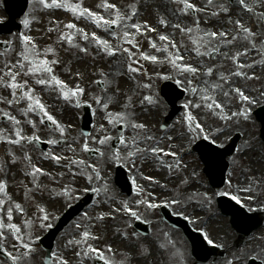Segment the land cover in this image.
I'll use <instances>...</instances> for the list:
<instances>
[{
  "label": "rangeland",
  "instance_id": "374dc122",
  "mask_svg": "<svg viewBox=\"0 0 264 264\" xmlns=\"http://www.w3.org/2000/svg\"><path fill=\"white\" fill-rule=\"evenodd\" d=\"M36 1L37 0H32L31 10L29 8V11H27V13H26L27 15L25 14L26 16L20 20V23L23 25V28H24V31L22 33H23V35H29L32 37L33 42L37 46H39L38 50L41 53H43L46 49L51 48L53 50V52L55 53L54 55L52 54L53 56H58L60 58L62 57L64 59L62 61V64L65 66V69L63 72L65 74H67V77L64 78L65 83L67 85H70V86H71V84L72 85L74 84L76 86L75 83L78 84V83L86 81V83L89 84L90 83L89 80H93L96 77L102 76L103 74H100L99 72H97L94 76H92L91 72H89V68H92L94 65V62L93 61L89 62V60H92L93 57H99L100 56L97 54V51L99 52V48L97 47V45L91 44L90 41H88V40L86 41V40L82 39L81 33L73 32L72 34L75 37L76 44L79 45V48H86L87 53L79 51V48H77V47L67 46L65 41L60 39V37H61V33L59 30L60 28L56 25L55 21L53 20L54 15H53L52 8L47 9L44 7L43 4L41 7H38V6L35 7L34 2L36 3ZM85 1L86 0H59V2L63 3V4H64V2L74 3L76 5L79 4V7H82L83 2H85ZM139 1L140 2L137 4V0H122V2H119L118 0H110V2H111L110 4H112V5L114 4L115 6H117L120 13L122 15L126 16L128 9L131 7L135 8L136 10H137V7L138 8L146 7L148 0H139ZM200 1H202V0H200ZM45 2L51 3V0H45ZM86 5H88V4H86ZM180 6H181V3H178V4L168 3L167 4V7L172 12L173 17L176 18L179 22H183L182 19L178 16ZM91 9H93L92 10L93 12L104 17L105 19L111 20V19L115 18V9H109V10L104 11L103 6L96 7L95 10L92 7H91ZM262 11L264 12V7H263ZM215 12L217 13V11H215ZM30 14H32V15H30ZM142 16H143L142 13H139V15H138L139 19L137 20V22H139L140 25H145V24L140 23ZM204 16L206 17V19L204 20L203 16H202L200 18V21H199V27L202 30L211 31L213 29L212 31H217V32L221 31V30H226V31H229V33H230L235 29V26H233V25L229 26L228 25L229 21H225L224 19H222V21L221 22L219 21V22L223 26H217L215 24L216 20L218 19L217 17L208 16V15H204ZM222 16H224V15H222ZM25 18H28L30 21L29 26L27 28H25V26L23 24V21L25 20ZM80 18H81V16H79L78 13L76 15H74L72 17L73 23L75 22V24H78L79 22H81V21H78V20H80ZM184 19H185L186 23L189 21L186 16H184ZM201 19H203V20H201ZM232 19L236 20L235 18H232ZM46 23H48L50 25V28H51L50 32H48L46 29L47 28ZM127 23L131 24V22H128V21H127ZM146 24L148 26H152L154 28L159 29L160 34L170 36V34H168L166 32L167 29H164L163 31L161 29V27L164 28L165 26H163V25L160 26L156 20L150 21V23H146ZM88 25H89V29L91 30L90 21L84 23V27H87ZM128 30L130 32H132L134 29H128ZM85 33H88V30H85ZM115 33H117L118 36L120 37L118 40H122V36L119 34V29L115 30ZM37 35H39V37H36ZM193 35H195V34H193ZM112 37L115 40V42L112 44V46L114 48L117 45H120L121 47H129L128 45H125V43H123V42H116L117 38L114 36H112ZM112 37L110 38V41H111ZM187 37H188L187 35L182 36V34L179 36L178 32L174 35V38L176 40L175 42L178 43V47L180 46L181 43H183L182 39L187 38ZM11 40H13V39H11ZM43 41H49V43H48L49 45H46V44L44 45ZM150 41L155 42L158 47L163 46V44H164V42L159 41L158 37L155 39H150L149 42ZM143 42L144 41L138 42V45L140 48V50L138 49L139 52H143V53H146L148 55H155L154 54V52H155V53H159L162 57H164L166 54L169 55V53L157 52L155 49H153V52H150L148 50V46H150V43L148 42V45L144 46ZM16 43L17 42L15 41V47H16ZM255 43H256L257 47H259V48L264 47V45L263 44L260 45L259 42L258 43L255 42ZM241 45H243L244 49L239 48ZM187 48L189 50L188 58L184 55V49L181 48V54H182L183 58L186 60L184 62V64H191L192 66L197 67L199 69V71L202 68L207 69V67H212L214 69V74L211 77L200 76L199 80H197V79L193 80L194 84L202 86L201 81L203 79H208L212 82H220L218 79L220 72H223L224 75L229 78L230 84H225V90H228L229 87H231L233 89L232 98L230 100L225 99L222 92L212 93V95L215 97V99L218 102L223 103L224 110H225L226 114H230L233 111H238L240 108L245 107V106H247L249 108V111H250L257 104V103H255L252 105H245L243 102H241L237 98V96L235 95L234 89H236V88H240L241 90L244 91V93L246 95L256 98L257 100L260 101V104L264 103V96L261 95V93L264 92V89H261L262 88V76L263 75H262V72L260 71V69L262 67H264V64L259 66L258 69H255V75L258 77L255 80V82H252L249 85L245 84L244 86H242V85L240 86L239 77H235V76H232L230 74L231 72L234 71V70L230 71L231 70L230 68H232V64L230 63L231 60L228 58H225V56L223 55L224 53H227L228 56H230L231 53L235 54L237 51H244L246 48H250V44H248L245 40H243V41L238 40L233 45L221 47L220 53H216L212 58H210L207 55L197 56L196 52L193 50L195 48V45H193L192 43L187 44ZM13 49H14V46H13ZM132 51L134 53H137V51L135 52L134 48L132 49ZM170 51H172V50L170 49ZM201 51H206V49H201ZM1 52L2 51H0V53ZM15 52H16V50H14V53L4 52L1 54L0 68L3 67L5 61H8L9 63H15L18 59H20L19 54H16ZM50 53H52V52H50ZM50 53H48V55L46 57L47 59L50 58ZM156 56L159 57L158 55H156ZM241 57L242 58L240 61H243L245 59V57L244 56H241ZM42 58H44V57H42ZM105 58L106 59H104V60H99V63L102 62L104 64L107 60L111 61L112 59L117 58L116 61H112L113 63H115V67H118L119 69H121L123 67V64L125 67L126 73L125 72L122 73V78L125 81L127 80L129 82V84L120 79V81H122L123 83L121 86L117 85V83H118L117 78L114 77L113 80L108 83L109 85L111 84V86L107 87L110 92H113V94L111 93L110 96H112L114 101H115V107H111V108H116V113H121V112L126 111V109L124 108V105H126L127 103L125 102V100L122 102L121 106L124 110L118 108L117 107L118 103H121V101L117 97V94L116 93L114 94V92H116V90L119 88H122L123 91H126L127 87H130L132 85L131 76L133 75V73H130L128 71L127 65L129 63V61L127 60L125 55H121L120 53H117V55L115 57L106 56ZM257 58L262 59V58H264V56L258 54V52H257ZM135 59L139 60V63L134 64L133 65L134 67H140L141 68V66H146L147 61L142 60V59L140 60L138 54L135 56ZM76 64L80 65L82 67V69L77 68ZM95 67H100V66H98L97 63H95ZM109 67L111 68V66H109ZM69 68L79 69V71L76 70L77 72H74L73 70H71L72 76L70 78V76L68 75L71 72V71L69 72ZM166 68L169 69V73H171V76L173 77V79H175V80L178 79V77L174 75V73H176V72L175 71L173 72L172 66L169 63L163 65V67H161V69L159 71L161 73H163V71ZM53 70H54V74L56 76L61 75L62 79H63V75H62V73H60L58 71V69L53 68ZM102 71L103 70H101L100 72H102ZM156 72H157V70H156ZM0 76H3L2 72H0ZM3 78H7V76H4ZM23 78H24V80L26 79L25 77H23ZM188 78H191V77H187V78L183 77V76L181 77V80L184 81V84L181 87L186 88L188 86L187 85V79ZM19 79H21V76L18 77V80ZM28 82H29V86L33 87L34 80L31 77L29 78ZM220 83H222V82H220ZM8 90L11 92L10 89L0 87V95H3L6 98L9 97V91ZM105 90H106L105 88H104V90H100L97 87V88L93 89L92 91H88V94H90V96H93V97L94 96H100V94L104 93ZM129 91H132V89H130ZM143 92L144 91L142 90V91H139L138 93H143ZM36 93H38L39 95H41L43 97L52 96V99H51V101H49V103H53L52 108L54 110V113H50V114H52L57 121H59L63 126H65L68 129L67 134H66V139H67L68 143L67 144L61 143V148L59 150L54 151L51 148L50 149L51 153L56 154V155H62L64 157H69V156L74 157L76 155V156H78L79 160H83L85 157V152L82 153V150L80 148L82 147V145L84 143V138H82V136H80L82 134L78 133V129L80 128V125H81L80 124L81 119H79V118H81L82 114H83L82 105H81V107L77 108L74 106L73 102H68V101L63 100L62 98H58L59 90L55 89L54 86L43 87L39 91L36 90ZM88 94L86 95L87 100H89ZM120 95L126 96L127 94L121 93ZM102 97L104 98V96H102ZM131 99H134V97L131 96ZM73 100H75V98H73ZM189 101L200 102V98H197V96L190 95L187 92L186 99L180 103V105L182 106V111L184 109L183 105ZM86 105H90V103L86 104ZM26 106H27L26 101H21L20 104H18V105H7V106L0 105V131H2L6 136L14 137L15 129L12 126L11 122L6 120L3 117L4 111H7L12 115H15L16 118L21 121V127H23V126L28 127V130L32 131L33 128L31 127L30 124L27 123V120H29L30 115L35 116L36 113H30L28 117L21 115L20 109L25 108ZM136 107L137 106H135L133 108L128 107L127 111L133 115L135 121H142L143 119L138 118L139 112L136 111ZM46 108L49 112L52 110V108L49 106H47ZM91 108L93 109V113H95L98 109L94 105H91ZM53 110H52V112H53ZM111 110L113 112H115L114 109H111ZM65 111H66V114H63V112L65 113ZM182 111L179 115V122H180L181 127L184 129H185V122H186V120L184 119L185 113L188 111H191L193 116L197 120L199 119L200 124L202 125V127L206 131L211 130L213 127H220L223 130H226L227 134L239 132L246 139V142H245L246 148H251L252 142L255 143L256 147H258L257 150L260 153H258V155L255 157L248 158V159L242 158V157L241 158H238V157L235 158L237 161H236V163H235V160L232 162V167L230 169L228 184H227L226 188L223 190L224 192L231 194V195H237V193H239L240 194L239 196H241L244 199L246 198V200H248L247 198H249V193L251 191L242 190V189H246V188H240L239 187V184L241 182V178L243 176H242V174H239V178L238 177L236 178V176H237V172L239 171V168H240L239 166H242L244 164V167H246L247 162L249 164V168L247 167L249 173L247 172V174L244 177H247L249 175L251 177L258 178V177L264 175V148L262 147V143L259 140V134H258L259 127H258V125L254 121H248L247 122V121L243 120L242 118L239 120V122L234 121L230 124H226L225 121H223L219 118V114H216V113H214V112H212V111H210L204 107H202L200 109L192 107L190 109L184 110L183 112ZM155 112L159 115H162V117H164L165 115H167L168 109L165 106H161V108H158ZM103 114H104V112H103ZM142 117L145 118V116H142ZM2 119L5 120V122H2L1 121ZM35 120L36 121L38 120L37 116L35 117ZM79 120H80V123H79ZM147 122L148 121H146L145 123H147ZM78 124H79V126H78ZM101 124H103L105 129H107V133H106L107 135L112 136V137L117 136V127L118 126L114 127L113 125H110L107 120L105 122L104 119L102 117H99L97 114L93 119L92 130L90 133L92 136L99 138L100 136L105 134V133H102L99 131V127ZM37 129L40 130V135H43V139H45V140L52 138V137L59 139L58 133H56V132H53L52 134H46V132L43 131L38 126V124H37ZM28 130H26V132H23V134L26 136H30V134H28ZM123 132H124V130H123ZM124 135H125L126 139H128L131 136H133L134 133H133L131 128H127L124 132ZM206 135H208V134H206ZM162 136H163V134H162ZM208 136L210 137L211 135H208ZM114 140L115 139H113L112 142ZM112 142L109 145L100 146L99 144H93L91 141H89L90 147H99L101 149V151H103L105 153V155L102 157V159L97 162V164L103 170L112 166L113 163H115L113 160L109 159L110 155L113 152L110 148L112 145ZM69 145L71 147H75L76 145H78V149H76L75 154H73L71 151L68 150ZM0 147H1L0 151L2 154V156H0L1 157L0 164H3L4 170L9 169V172H10L6 178V172L3 173L4 170L0 171V181H4L6 183L5 192L0 193V199L5 201L3 207L0 208V221H3V223L5 225H7V223H8L7 210L9 207H11L13 209V219L11 222L16 224L21 229V235L23 236V239L25 241L29 240V234H31V237L33 239H36V238L39 239L40 236H43L45 230H47L48 228L49 229L53 228L55 225V218L61 214V212L64 210V208L67 205L74 204L76 201L81 200L82 196H84L83 193L85 191L90 192L91 190H89V189L93 186H94V188H100L101 191L99 192V194L96 193V196L94 198V202H95L94 206L95 207L91 208L90 210L96 208L97 211H99L98 210V208H99V206H98V200H99L98 195H100V193H102L104 188L101 187L100 182H97V181H93L94 185H93V183H91V185L89 183V185H88L86 183V181L84 180V178L86 176H83V175H77L76 176L77 179H75V181L78 180V182H77L78 185L75 186V189L72 188L73 186L71 185V180L69 182V178L64 181L61 177L58 176L57 182H54V181L46 182V191L42 194L43 199L41 201L38 200L39 205L42 206V207H39V209L40 208L45 209V213H41V212L39 213L40 217H37L36 215H34L37 213L34 210L35 207L32 206V204L34 203V200H31V198H30L31 202H28V204L29 205L31 204V206L26 205L27 202L22 203V202L18 201L15 203V199H17L19 197V195L21 197L22 191L20 192V189L23 188L22 180L20 183H18L17 178L21 174V179H22V177L26 176V173L28 172V162L25 159V156L26 155L29 156V153H28L29 151H26L24 157L22 158V160L24 161L23 164L21 163L20 160H16V162L13 163L12 160L11 161L9 160V158H11L9 153H11L12 155L15 154V153H13V151L17 150L16 145H9L6 141H0ZM117 149L121 150L122 154H126L125 153L126 150L123 148V146L121 144L119 145V147ZM33 150H34V147H32L31 153ZM32 155H33V153H32ZM253 158H255V159H253ZM191 159H193L194 163L196 164V167H198L197 163H196L197 162L196 158L194 157ZM139 160H140V157H139ZM7 162H9V164H7ZM61 162H62V166H65L66 164L68 165V160H66V159H62ZM46 166H48V167L50 166L52 168L60 169V166L57 167L55 164L49 165V160L42 167H46ZM138 167H139V163L135 167L129 168L130 170H133L130 177L132 180L135 179V181L137 183L141 182V183L147 185L144 181L140 180V177L138 174ZM159 168H162V166L160 165ZM187 170L188 169H185L182 173L179 174V176L185 175ZM67 171L72 172V173L75 172L71 167H69ZM155 171H159V170H155ZM50 173H53L51 171V169H50ZM163 173L165 174V176L171 175V172L168 173L167 169H165V171ZM173 174L176 175V173H173ZM14 175H17L16 179H14ZM3 176H4V178H3ZM9 177H10V181L7 180ZM249 182H251V181H249ZM204 186L208 188L206 183ZM250 186H251V183H250L249 187ZM65 188H67L72 193V195H71L72 198L69 196H66L65 198H63L61 196V192L62 191L64 192ZM251 190H252V188H251ZM155 191H157V189L154 188L153 192H155ZM49 192H52V194L49 195L48 197H46L47 193H49ZM146 195H147V192L144 190L143 194L141 195L140 200L148 201V199L146 198ZM77 197H79L78 200L76 199ZM170 200L173 201V200H175V198L174 199L170 198ZM17 203L21 205L22 211L15 209V204H17ZM194 203H196V205H195L196 209L202 210L198 214H202L206 211H207V213H211V214H213V212H215V211L218 213V211L214 207V203H211L210 200L205 198V196H196V197L192 198V200H189V199L187 200V205H189L190 208H191V206L194 205ZM42 204H45V206L48 205L50 208H53V209L51 210V212H47L46 208ZM171 207H172V210H171L172 213H174L173 208H176L179 210V207H177L176 205L171 206ZM202 207L206 211L203 210ZM29 210H31V211H29ZM90 210H89V212H85V213L81 214L77 219H75L69 225L71 227L70 231L68 232V234L65 237H64V235L62 236L60 243L56 247L57 248L56 250H60L62 255H64V254L67 255L69 253V250H70V252L72 253L71 257H73L75 260H77L79 262L84 260L85 255L77 256L76 252L82 251V250L83 251L87 250V246L85 244H81L79 246L69 245L68 241L70 239H72V240L82 239V233L85 230H88L92 235L95 236L94 224L98 227H100V225L98 223H95L94 219L95 218L99 219L100 214L97 212L91 213ZM141 212L144 214H147L151 218V220H153V221L158 219V215L154 209L141 210ZM29 214H32V215H29ZM45 214H47L49 217L48 220H46V221L42 219V217ZM115 215H117V214H115ZM184 215L187 216V214H184ZM53 218H54V223L52 224ZM218 219H221V218L219 217ZM212 220H214V221H212V226H208L210 223V221L208 220V223L206 225H204V227L201 226V227H197L196 229L195 228L194 229L196 231L200 230L203 233H205L206 230L208 231V229L211 230L213 235L207 234V237H209L211 240H215V242H216L218 240H221V239H219V237H224V235H226L225 229H227V230L230 229V225L228 223H225L226 225H224L223 223L221 224L220 220H216L214 218H212ZM104 222H105V219H104ZM41 224H44L45 226L41 227ZM77 224H79L81 227L77 228L76 227ZM48 225H50V227ZM168 226H169L168 224L163 223L157 228L151 227L150 228V235L147 237H144L138 233H132V234L127 233V232H130V230L127 232L122 230L123 232H121V233H124V238L121 236L122 239L120 240V245L126 246L127 253H129L131 255L133 254V252H135L137 250V247H139V250H142V249L145 250V244L150 246L152 248V250H145V251L152 255L153 262L151 264H184V263H187V261L185 260V257H184V256H186L185 250H182L184 248V246L183 245L178 246L176 243L172 242L173 238H175V240L178 241V239H180L181 236H183V235L181 234L180 231L173 230V229L169 228ZM107 228H109V229H105V230L109 231L110 236H112V234H114L113 232L116 231L115 227H113V226H107ZM97 230L99 231L98 228H97ZM231 232H229V234L232 235L233 232L232 233ZM109 233L107 235V238L110 237ZM125 233H127L129 239L126 238ZM113 237H114V244H118L114 235H113ZM38 239H36L35 244L32 245L33 250H41V248L38 247V245H37ZM93 240H96V239H89L87 243L91 244L93 247H95V243L93 242ZM100 240H101V238H100ZM181 240L183 241V243L185 242L184 239L181 238ZM106 243H109V242L104 241L105 245H106ZM125 243H128V244H125ZM216 243H218V242H216ZM14 244L16 245L15 247L13 246ZM170 246H174L176 248L172 250ZM0 247L3 249V251L6 250L8 253L10 252L14 256H21L22 250H24L19 246V242L15 240L13 234L6 227L4 229V239H3L2 245H0ZM158 247H160V250L157 249ZM149 258H150V256H149ZM31 259H33V257H31ZM25 261L26 260H24V259L22 260V262H25ZM140 263H143V261ZM140 263H136V264H140Z\"/></svg>",
  "mask_w": 264,
  "mask_h": 264
},
{
  "label": "snow or ice",
  "instance_id": "6c2138e0",
  "mask_svg": "<svg viewBox=\"0 0 264 264\" xmlns=\"http://www.w3.org/2000/svg\"><path fill=\"white\" fill-rule=\"evenodd\" d=\"M41 4L44 5L45 8H65L66 10L71 11L74 15L78 13L79 16H86L92 19V21L95 23L97 27H104V30L106 32H110L112 35L116 36L118 39L120 38L117 33L113 32V27H120L122 25L123 30V40L130 46V47H121L120 45H117L115 48L109 43L108 40L101 39L100 37L96 36L95 33L92 34L91 41L92 43H95L99 49H102L103 53L106 54L109 57H114L117 55V53H120L121 55H125L127 60L129 61L127 68L130 73L133 74H140V68L134 67V64H138L139 60L135 59V56L138 54L139 58L145 61H151L152 63H169L172 66V69L177 73L178 76L183 77H191L187 79V87L184 89L187 91L190 95L200 97V102H194L189 101L186 102L183 107L185 109H190L192 107H195L197 109H200L202 107L207 108L210 111L218 112L219 118L223 121H225L226 124H230L232 122H239V120L242 118L243 120H249L250 119V112L249 108L247 106L240 108L238 111H233L230 114H226L223 109L224 105L221 102H218L215 97L212 95V93L216 92H222L225 99H231L233 94V89L231 87L228 88V90H225V84H230L229 78L224 75L223 72L219 73V81L222 82H212L208 79H203L201 81V85H196L193 83L194 79L199 80V69L197 67L192 66L191 64H184L183 56L181 54V48L184 50H188L187 46L183 43L180 44L178 47L175 40L171 38L168 35L160 34L158 36L159 41L165 42L163 46L158 47L157 44L153 41H150V46L155 49L157 52H165L169 53L168 56L165 57V60H159V58L156 55H148L143 52H139V45L136 42L135 34L131 33L128 29H135L136 32H140L142 26L139 23H127V21L132 20L133 16L135 15V11L131 15L124 16L120 13L118 9H116L115 5L112 4H105L104 7L115 9V18L108 20L104 19V17L98 15L97 13L92 12L89 9L83 8V7H73L70 4H63L60 3L59 0H51V3H46L45 0H39ZM177 3H183L182 12L184 14H187L189 10H192L194 12L202 11L201 9H198L195 7V5L188 3L187 0H176ZM208 3L211 5L213 3V0H208ZM236 3L248 8L249 11L252 9L248 7L245 4V0H236ZM222 11L227 12L228 8L224 5H219ZM212 15H218V13L213 12ZM29 19L25 18L23 21V24L25 28L29 26ZM231 23V21H230ZM160 24L167 27V23L164 19L160 20ZM236 28L238 29L237 33L235 35L231 36V39H229V31L221 30V31H205L200 29L199 27V20L197 19L195 21L194 27H181L180 24L173 25V28H177L180 30L182 36L187 35L189 39H191L192 44L195 45V48L193 49L196 52L197 56H213L216 53H220L221 47L224 46H230L233 45L238 40H247L250 43V48H246L244 52H237L234 56L229 57L227 53H224L223 55L225 58L232 59L235 62V70L231 73L232 76L235 77H244L246 79H253L254 76L248 75L244 71L245 68L252 69L255 67V63L251 64H244L239 62V58L241 56H246L249 51L256 50L258 54L264 56V47L257 48L255 41L256 34L252 33L251 30L247 27H244L242 22L240 20L235 21ZM65 27L69 30L75 29L76 25L72 23H68L65 25ZM144 28L148 29L149 31H155V29H151L148 27L147 24L143 26ZM51 31V29H50ZM77 32L82 34V38L84 40H89V36L87 33L83 31V29H77ZM195 34V35H193ZM61 40L66 39L72 47L79 48V45L73 43V36L67 35V36H61ZM19 40L21 42V51L19 53L20 59H18L15 63H9L8 61L4 62V65L2 68H0V72L3 73V76H0V87L10 89L12 99L7 100L6 102L9 105H18L21 101H26V107L20 109L21 115L28 117L30 113H36L40 119L39 124L45 125L46 122H50L53 125V132H56L59 134V139L52 137L47 139L46 141H41L39 135L37 134V124L35 121L29 119L27 120V123L31 125L33 128V134L31 136H26L23 134V128L21 127V121L16 118L15 115L10 114L7 111L3 112V117L10 121L12 126L14 127V137L12 136H6L2 131H0V141H6L9 145H18L23 147L25 143L27 144H33L34 142H43L47 143L50 146H56L61 143L67 144L68 141L66 139V134L68 129L63 126L59 121L55 119V117L49 113V111L46 108V105L42 102L39 95L36 93L35 88L29 86V82L27 79H25L23 82H18V77H31L36 85L42 86V87H52L54 86L55 89L59 90V96L58 98H62L65 101L73 102L74 106L79 108L81 107L80 97L84 94V89L80 87L78 84L74 89H71L68 87L66 83L61 81L55 74L52 65L59 63L58 60H49L47 59V55L49 52H52L54 55L55 53L51 48L46 49L43 53H41L35 43L32 40V37L29 35H21L19 37ZM137 49V53H134L132 49ZM170 49L172 51H170ZM201 49H206V51H201ZM79 51L87 53L86 48H79ZM44 57V58H42ZM214 74V69L212 67H207L206 72L203 74L205 76L211 77ZM7 76L10 79L5 80L3 77ZM151 79V78H149ZM164 80H171L173 77L171 75H164L162 77ZM98 84H102V81H97ZM175 83L178 86H182L184 84V81L181 79H176ZM144 88L150 89L151 84H144ZM235 95L239 97L240 101L243 102L245 105H252L255 103H259V100H257L254 97L248 96L244 93L243 90L240 88L234 89ZM262 96H264V92L261 93ZM75 98V100H73ZM93 100L95 104L98 107H101L105 111V119L108 121L110 125L115 126H121L122 129L131 128L134 135L130 138L126 139L124 132L121 131L116 137H112L107 135V129H105L104 125L101 124L99 127V131L102 133H105L104 135L100 136L99 138L92 136L91 134H88L84 137V143L82 145V151L85 153H97L100 157H103L105 153L101 151L99 147H90L89 141H91L93 144H99L100 146L109 145L111 144L113 139H116L119 141V143L123 146V148L126 150V154H122L121 150L116 149L112 152L109 159L113 160L116 163H121L125 165H131L132 167H135L136 163V157L137 156H147L149 153L154 154L159 158L158 154L161 152H164V149L160 148L159 145V138L152 135L148 129L147 126L143 123H137L133 117L132 114H130L127 109L129 107L128 104L124 105V108L126 111L121 113H111L108 112L107 109L109 107V103L111 102V97L109 98H103L101 96H94ZM144 100H146L148 103H154L152 96H145ZM143 103V101H141ZM91 107V105H89ZM184 119L187 122V130L189 133L193 134V138H199V134L204 131V128L202 125L196 120V118L193 116L191 111H188L185 113ZM218 132H223L222 128L217 129ZM205 140H209L210 137L208 135H205L203 137ZM168 140H172V137L169 136ZM212 142L215 143V139L212 138ZM140 145H144L141 147ZM222 147L223 145H219ZM69 151H71L73 154L76 153V149L71 147L69 145ZM11 156V160L13 163L16 162V158L14 155L9 153ZM165 155H172L177 156L176 153H165ZM46 159H52L59 163L61 159H67L69 161L68 167H71L72 165H75L76 168L79 169L78 172L73 173L74 176L77 175H83L86 176L87 181L91 184L94 180H101V172L99 168L96 165L89 164L84 160L79 159H72L70 157H64L62 155H56V154H49L45 156ZM25 159L28 161L29 166L33 168V171L31 173H26V175H32L34 178L37 174H45L43 173V170L32 166L31 165V158L30 156H25ZM177 164H179V158L177 157ZM171 167V165H169ZM4 170L3 164H0V171ZM62 175V174H61ZM133 183L135 184V180H133ZM39 187V185H37ZM6 189V183L4 181H0V193H4ZM93 192L99 194L101 191L100 188H92ZM105 191H107V186L105 185L104 188ZM244 191H251V187H248L246 189H242ZM139 194V193H138ZM228 193L222 192L220 195H227ZM63 195L71 197L72 193L65 188ZM232 200H234L237 204H240V199L233 195L231 197ZM5 201L0 199V208L3 207ZM138 203L146 204L148 208H156L159 205L147 202L144 200L138 201ZM170 203L172 204H178V200H173ZM165 206H168L167 204ZM16 210H21L20 204H15ZM123 210L128 213L130 212L131 217L135 219H140V216L138 213L134 210H130L128 207V204L125 202L123 204ZM39 211L41 213H45L44 208H40ZM248 211H257V209L249 208ZM48 215L45 214L42 219L48 220ZM103 217H99V219H102ZM13 219V209L11 207L7 210V220L8 223L5 225L3 221H0V245H2L3 239H4V229L5 227L11 231V233L14 235L15 240L19 241V246L24 249V252L21 256H14L12 253H7V255L11 258L12 264H22V260L26 257H29L30 254L33 251L32 245L35 244L36 239H33L31 237V234H29V240L25 241L23 239V236L21 235V229L14 223H12ZM44 224H41V227H44ZM50 227V225H48ZM77 228L81 227L79 224L76 225ZM89 239H98V237L93 236L88 230L83 231L82 233V239L79 240H69V245H81L85 244L87 246L86 251H78L76 252L77 256L80 255H88L89 253H93L96 255V258L103 261V264H111V262L105 258L104 254L100 252L99 250L95 249L91 244H88ZM205 239L207 240L208 244H212L213 241L207 237L205 234ZM16 246L15 244L13 245ZM108 251H111V248L108 249ZM53 257L58 261V264H68V261L63 258L57 256L55 253L52 254ZM253 259H256V257H253ZM46 264H52L51 261H46ZM261 264H264V259L261 260Z\"/></svg>",
  "mask_w": 264,
  "mask_h": 264
},
{
  "label": "bare ground",
  "instance_id": "6f19581e",
  "mask_svg": "<svg viewBox=\"0 0 264 264\" xmlns=\"http://www.w3.org/2000/svg\"><path fill=\"white\" fill-rule=\"evenodd\" d=\"M119 2H122V0H118ZM263 3H264V0H256L255 2H253L252 0H245V4L248 6V7H251L252 6V4H253V7H255V8H258V9H262L263 8ZM162 5V3H160V2H158V0H152V2H151V4H150V6H148V7H146V9L145 10H143V13H144V15H145V18H149L151 21H155V20H161V19H163V18H166V21H167V27H169L172 31H175L176 32V30H175V28H173V23H174V19H173V17H172V15H171V13H170V11H167V12H164V13H161L160 11H159V8H160V6ZM35 6L37 7H41L42 6V4L39 2V0H37L36 1V3H35ZM52 10H53V15H54V18L57 20V21H59L60 22V24H61V27H60V32H61V35H63V36H67V35H71L70 34V31L72 30H69V29H67L66 27H65V25H67L68 23H70V22H67L66 20H65V14L59 9V8H52ZM66 11H69V10H66ZM236 20H240L242 23H248L250 20H251V22H252V20L254 21V20H258V18L256 17V14H255V17L254 18H252V15H248V18L247 19H245V17H244V14H241L240 15V13H235V14H233L232 15ZM231 16V17H232ZM33 17V16H32ZM2 18H1V15H0V20H1ZM234 19H230V21H231V23H229V24H232V23H235V22H232ZM86 20H82V22H80V23H78V24H76V30L77 29H80L81 27H82V25L84 24V22H85ZM72 24H73V22H71ZM261 28L263 29V31H264V26L261 24ZM251 32L252 33H254V34H256V36H255V41L254 42H259L260 41V39L261 38H263V36H264V34L262 33V32H260L259 33V28L255 25V23L253 24V28L251 29ZM36 37H39V35H37ZM3 38V40L4 39H7V37H2ZM106 39H110V37H108V36H106ZM67 43H68V41L66 40V39H64ZM44 44H47L45 41H44ZM15 48V50H16V52L19 54L20 53V51H21V42H20V46H16V47H14ZM240 49H244L243 48V45H241L240 47H239ZM254 55L252 54V53H250L249 54V57H253ZM64 59L63 58H60V62H62ZM95 64V63H94ZM98 64V66H100V67H108V66H111V67H114L115 66V63H113L112 61H107V62H105L104 64L102 63V62H100V63H97ZM76 67L77 68H81L82 69V67L80 66V65H77L76 64ZM113 70H114V73H115V75L117 76V77H119L120 76V69L117 67V69L115 70L114 68H113ZM250 69H248V68H245L244 69V71L245 72H247V71H249ZM97 72V70H93L91 73H96ZM82 73V72H81ZM115 75H113V76H115ZM64 76H67V75H64ZM119 84H122L123 82L122 81H119L118 82ZM81 85V84H80ZM111 97V102L109 103V106L111 105V103L114 101V99H113V97L112 96H110ZM109 98V97H108ZM197 98H200L199 97V95H197ZM159 107V103L157 102L155 105H154V107H152V108H149V109H147L146 110V113L144 114V116H145V120L146 121H148L147 123H143V124H145L146 126H147V129H148V131L150 132V133H152V131L157 127V125L161 122V117H162V115H159V114H157L156 112H155V109L156 108H158ZM63 114H66V111H65V113L63 112ZM179 128H180V123L176 120L175 122H174V125H173V127H172V129L170 130V132H174L175 134H178V131H179ZM169 132V133H170ZM185 137H182V140H174L173 141V143H174V146L175 145H179V144H181L182 142H184L185 141ZM219 140V139H218ZM141 147H143L142 145H140ZM167 153H176L177 155H180L181 153H180V151L178 150V149H175V150H169ZM256 155H258V150H257V148L256 147H253V148H251V150L250 151H242L240 154H239V156L240 157H242V158H246V159H248V158H252V157H254V156H256ZM167 158H171V157H173L172 155H165ZM189 157V156H188ZM183 158H185V157H182V158H180V159H183ZM143 162H144V164H146V166H145V168L151 163V162H153V161H148L147 160V158H145L144 160H143ZM247 167H249V164H248V162H247V165H246V167L244 168V170H243V174H242V176H243V178L241 179V182H240V185H239V187L240 188H247L248 187V178L247 177H244L246 174H247V172H248V168ZM6 171V173H7V175L9 174V169H6L5 170ZM108 171H110V170H108ZM143 177L144 178H148L149 177V181H148V183H153V182H159V185H160V187H159V190L162 192V193H170L169 191H167V188H170V189H172V194L175 196V197H179V199L181 200V199H184L185 197L186 198H189V199H191V198H193L194 196H196V195H198V194H202V191L196 186V185H192V186H189L188 187V189H183V188H181L180 189V187L178 186V185H174V184H171V185H165V184H167V182L165 181V180H163V178H164V175L161 173V172H159V174H156V175H151L150 173H147V172H143ZM186 178V175H182V176H179V174H177V176H176V179L177 180H181V179H185ZM190 178L192 179V178H194V175L193 174H190ZM105 183L106 184H110L111 183V175L110 174H107L106 173V176H105ZM172 183H173V181H172ZM107 189H108V191H107V195L108 196H110L111 198H113V200L111 201V202H109V207H110V209L114 212L116 209H117V207H119V203H118V201H117V199H116V196H117V194H118V192L115 190V189H113V188H110V187H107ZM205 196H207V194L205 195ZM162 198V197H161ZM106 201H109V200H104L103 201V204H106ZM191 210L192 211H196L197 209H196V206L195 205H193V206H191ZM186 210L184 209V212H185ZM190 212V214H191V218L193 219V221H194V223L196 224V218H195V216H194V214H193V212ZM199 216H202V214L201 215H199ZM119 219H120V217H118ZM196 221V222H195ZM220 223L222 224L223 222L220 220ZM208 226H212V223H210ZM216 231V230H215ZM210 232V234H212V232L211 231H209ZM175 238H173V240H174ZM110 240H111V242L113 243V241H114V238H110ZM176 244L178 245V246H181L182 245V243L180 242V241H177L176 240ZM115 249L114 250H119V249H122V247H121V245L120 244H115ZM145 250H152V248L150 247V246H148V245H146L145 244Z\"/></svg>",
  "mask_w": 264,
  "mask_h": 264
},
{
  "label": "water",
  "instance_id": "95a60500",
  "mask_svg": "<svg viewBox=\"0 0 264 264\" xmlns=\"http://www.w3.org/2000/svg\"><path fill=\"white\" fill-rule=\"evenodd\" d=\"M260 121L263 125V130H262V138L264 139V114L261 116ZM232 216H233V221L236 222H241V217L244 216L243 213H241L239 210L237 209H233L232 211L229 212Z\"/></svg>",
  "mask_w": 264,
  "mask_h": 264
}]
</instances>
